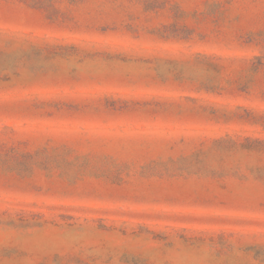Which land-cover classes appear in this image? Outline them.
Segmentation results:
<instances>
[{
	"label": "rangeland",
	"instance_id": "obj_1",
	"mask_svg": "<svg viewBox=\"0 0 264 264\" xmlns=\"http://www.w3.org/2000/svg\"><path fill=\"white\" fill-rule=\"evenodd\" d=\"M0 264H264V0H0Z\"/></svg>",
	"mask_w": 264,
	"mask_h": 264
}]
</instances>
